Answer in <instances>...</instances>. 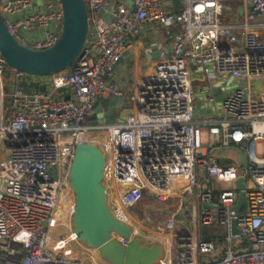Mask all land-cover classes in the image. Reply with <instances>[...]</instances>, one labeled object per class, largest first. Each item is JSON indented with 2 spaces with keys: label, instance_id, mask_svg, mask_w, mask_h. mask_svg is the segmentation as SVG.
<instances>
[{
  "label": "built area",
  "instance_id": "obj_1",
  "mask_svg": "<svg viewBox=\"0 0 264 264\" xmlns=\"http://www.w3.org/2000/svg\"><path fill=\"white\" fill-rule=\"evenodd\" d=\"M85 1L88 39L69 69L28 79L12 68L8 79L0 53V264H111L72 228L69 165L78 142L103 149L109 205L132 237L164 244L159 264H264V92L256 97L253 88L264 79V0H179V10L174 0ZM230 2L242 3L243 27L222 24ZM0 8L20 44L39 50L58 41L60 2L0 0ZM150 26L167 42L144 44ZM120 66L130 75H119ZM206 76L232 77L219 107L203 97L211 84L194 83ZM218 147H238L248 165L237 152L212 156ZM245 170L237 213L235 181ZM144 191L178 206L152 222L146 209L144 218L131 211ZM188 216L200 231L223 226L224 243L182 230Z\"/></svg>",
  "mask_w": 264,
  "mask_h": 264
},
{
  "label": "water",
  "instance_id": "obj_2",
  "mask_svg": "<svg viewBox=\"0 0 264 264\" xmlns=\"http://www.w3.org/2000/svg\"><path fill=\"white\" fill-rule=\"evenodd\" d=\"M128 1L132 4V0ZM58 2L63 12V22L56 26L55 31L57 33L61 30L59 39L53 46L39 50L28 48L13 37L0 8V53L9 67L26 72L28 79L32 75L50 76L69 69L81 54L88 39L86 1L54 0V7ZM232 81V77H229L227 84H231ZM253 88L256 97H260L264 92V79L254 80ZM24 90L27 91V88ZM205 94L204 98L213 96L218 107L224 98L223 89L219 86H208ZM198 96L202 97V94ZM99 110L101 106L96 104L93 113ZM234 150L243 165L247 166V154L238 147H234ZM106 166V155L101 146L92 142L75 144L69 165V181L74 197L71 224L78 234V241L88 248L96 249L99 256L111 264H159L165 257L164 244L161 242L150 244L143 236L132 237V226L119 220L113 213L104 183ZM247 176L248 172L245 170L235 181V188L238 190L235 206L237 213L241 212V205L246 202L244 189ZM144 194L153 200V196L146 191ZM203 207L219 208L211 203H203ZM232 230L234 234L240 233L236 222H233ZM115 235L130 241L124 243Z\"/></svg>",
  "mask_w": 264,
  "mask_h": 264
},
{
  "label": "rangeland",
  "instance_id": "obj_3",
  "mask_svg": "<svg viewBox=\"0 0 264 264\" xmlns=\"http://www.w3.org/2000/svg\"><path fill=\"white\" fill-rule=\"evenodd\" d=\"M12 68L11 67H8L6 68L5 70V73H4V77L5 78H8V79H11V75H12ZM127 73H130V70L129 68L127 69ZM200 74H198V77H199ZM227 79L226 77H208L206 76L204 80H199L198 78H195L194 79V83L196 85H199V86H205V85H213V86H219V87H224L227 85ZM10 83V82H9ZM11 84V83H10ZM94 135V134H92ZM101 138H103L102 136H100ZM258 152L259 153H262L263 150H264V147H263V144L262 143H259L258 144ZM211 155L212 156H215V157H226V156H229V157H236V151L233 150V149H226L224 147H218L217 149L213 150L211 152ZM178 205L176 203H165V202H161L157 199H154V200H150L149 198L147 197H144L142 198V200L140 201V203L138 204L137 207L133 208L131 207V211L134 212L135 214H139L141 217H145V213L143 212L142 209H146V213L148 215H150L151 217V221L152 222H163L166 217L169 215V210H172L174 208H176ZM62 230L65 229V227L61 228ZM62 233L59 230H57L53 236L55 238H58V237H61L62 236Z\"/></svg>",
  "mask_w": 264,
  "mask_h": 264
},
{
  "label": "crops",
  "instance_id": "obj_4",
  "mask_svg": "<svg viewBox=\"0 0 264 264\" xmlns=\"http://www.w3.org/2000/svg\"><path fill=\"white\" fill-rule=\"evenodd\" d=\"M241 8V10H240ZM224 13L221 16V22L222 24L226 25L229 24L230 26H233V29L235 28V26L239 27V26H244L246 24L243 13H244V8L241 2H230L226 5L225 9H224ZM249 25H251V28L253 27V22L251 23V21L248 22ZM240 27V28H242ZM238 28V29H240ZM143 39H144V44H150L152 43L154 40L159 39L165 42H167V39L165 38L163 32L160 30V28L158 27H152L151 26L143 33ZM131 66H132V61H131ZM129 67L126 68V71H123V68L120 66V68L118 69V74L119 75H130V73H127V69ZM125 69V67H124ZM130 82V81H129ZM129 82L125 83V87L126 89L129 87ZM202 114H207L208 111L207 110H203L201 111ZM190 216H188V218L183 217L182 218V223H183V227L182 230H190L192 231L194 234H196L197 236H201V231L199 229V226L197 224V219L194 218L192 220V218H189ZM234 248L236 250H240L242 249V244L235 242L234 243ZM220 256L221 253H217V256Z\"/></svg>",
  "mask_w": 264,
  "mask_h": 264
},
{
  "label": "trees",
  "instance_id": "obj_5",
  "mask_svg": "<svg viewBox=\"0 0 264 264\" xmlns=\"http://www.w3.org/2000/svg\"><path fill=\"white\" fill-rule=\"evenodd\" d=\"M174 1L176 2V9L179 10L181 8L180 1L179 0H174ZM201 235H202V238H204V239L217 240V243L222 244L225 241V230H224L223 226H221L217 223L212 224V225H208V226L202 228Z\"/></svg>",
  "mask_w": 264,
  "mask_h": 264
}]
</instances>
